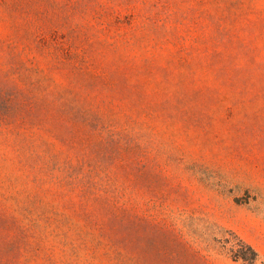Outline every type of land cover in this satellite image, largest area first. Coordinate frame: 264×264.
<instances>
[{
    "label": "rangeland",
    "instance_id": "374dc122",
    "mask_svg": "<svg viewBox=\"0 0 264 264\" xmlns=\"http://www.w3.org/2000/svg\"><path fill=\"white\" fill-rule=\"evenodd\" d=\"M264 264V0H0V264Z\"/></svg>",
    "mask_w": 264,
    "mask_h": 264
},
{
    "label": "trees",
    "instance_id": "16d2710c",
    "mask_svg": "<svg viewBox=\"0 0 264 264\" xmlns=\"http://www.w3.org/2000/svg\"><path fill=\"white\" fill-rule=\"evenodd\" d=\"M240 243L242 244V247L247 251L246 257H241L240 259L244 262H247L248 264H255L256 260H257V254L254 252V250L244 244L243 242L240 241Z\"/></svg>",
    "mask_w": 264,
    "mask_h": 264
}]
</instances>
